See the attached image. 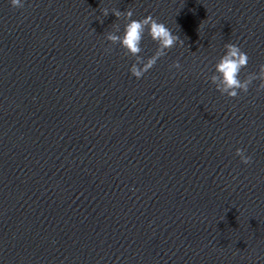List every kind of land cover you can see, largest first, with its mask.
<instances>
[{
  "label": "clouds",
  "instance_id": "obj_1",
  "mask_svg": "<svg viewBox=\"0 0 264 264\" xmlns=\"http://www.w3.org/2000/svg\"><path fill=\"white\" fill-rule=\"evenodd\" d=\"M11 6L14 8H22L24 5L22 0H10ZM111 13L117 18L124 21L123 33H120L119 24H113V30L105 34V39L112 45L119 44L124 50L125 55L134 57L129 71L132 76L137 79L142 78L157 63V61L166 55L167 51L172 49L179 43L183 46L184 41L180 36L174 34L163 22H159L151 14L141 19H132L134 12L131 8L121 12L117 9L102 8L101 14L107 17ZM157 43L155 53L145 59L140 55L143 51L141 44L145 35ZM225 54L220 57L214 66V72L207 79L215 85L221 95L228 98H237L243 92L247 94L250 86L254 81H259L257 91H264V64L259 65V71L248 73L243 79L240 78L241 71L248 65L249 57L238 45L226 43L224 45ZM111 49H106L110 51ZM170 68L179 70L181 64L175 61ZM235 155L240 157L243 164L248 165L252 162V156L246 154L243 148H237Z\"/></svg>",
  "mask_w": 264,
  "mask_h": 264
}]
</instances>
